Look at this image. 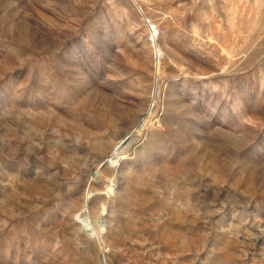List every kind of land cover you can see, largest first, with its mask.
Here are the masks:
<instances>
[{"label":"rangeland","instance_id":"1","mask_svg":"<svg viewBox=\"0 0 264 264\" xmlns=\"http://www.w3.org/2000/svg\"><path fill=\"white\" fill-rule=\"evenodd\" d=\"M0 264H264V0H0Z\"/></svg>","mask_w":264,"mask_h":264},{"label":"bare ground","instance_id":"2","mask_svg":"<svg viewBox=\"0 0 264 264\" xmlns=\"http://www.w3.org/2000/svg\"><path fill=\"white\" fill-rule=\"evenodd\" d=\"M158 91V89H157ZM158 93V92H157ZM150 119H148L149 121ZM146 122V118L144 120V123H142V125H140L138 128H137V131H140L143 127V125L145 124ZM129 144V141L126 140V139H121L114 147L113 151L111 152L110 155H108L104 160H103V165H109L111 164L112 162L115 161L116 158L120 157L123 155L125 149L127 148ZM91 193V192H90ZM89 199V197H87L86 199V202L87 200Z\"/></svg>","mask_w":264,"mask_h":264}]
</instances>
